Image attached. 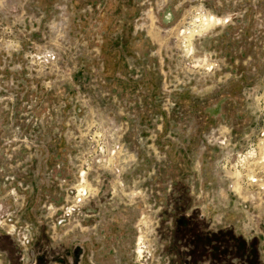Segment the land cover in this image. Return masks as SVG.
Masks as SVG:
<instances>
[{
    "label": "rangeland",
    "instance_id": "374dc122",
    "mask_svg": "<svg viewBox=\"0 0 264 264\" xmlns=\"http://www.w3.org/2000/svg\"><path fill=\"white\" fill-rule=\"evenodd\" d=\"M0 264H264V0H0Z\"/></svg>",
    "mask_w": 264,
    "mask_h": 264
},
{
    "label": "built area",
    "instance_id": "2783aa9c",
    "mask_svg": "<svg viewBox=\"0 0 264 264\" xmlns=\"http://www.w3.org/2000/svg\"><path fill=\"white\" fill-rule=\"evenodd\" d=\"M55 55L53 53L48 55V60H55ZM111 93V92H110ZM98 124V123H97ZM96 124V125H97ZM99 127H95V129H99L102 128V124L98 125ZM107 131V135L110 136V139L108 141L109 144L118 147V149H121V146L124 145L123 139L125 140V142L127 141V133L131 128L130 122L129 121H125L122 123H118L113 117L111 118V121L109 123L108 128H106ZM104 130V129H103ZM97 134V133H96ZM100 135L99 134V139H100ZM88 193L85 189H78L77 193H76V204L81 206L83 204L86 203V200L88 198Z\"/></svg>",
    "mask_w": 264,
    "mask_h": 264
},
{
    "label": "crops",
    "instance_id": "0c3cea01",
    "mask_svg": "<svg viewBox=\"0 0 264 264\" xmlns=\"http://www.w3.org/2000/svg\"><path fill=\"white\" fill-rule=\"evenodd\" d=\"M118 74H119L120 77L122 76V74H120V73H118ZM124 74H126V73H124ZM126 75H129V74H126ZM119 76H116V77H119ZM116 77H112V82H113V81H114V82L119 81V79L116 78Z\"/></svg>",
    "mask_w": 264,
    "mask_h": 264
}]
</instances>
